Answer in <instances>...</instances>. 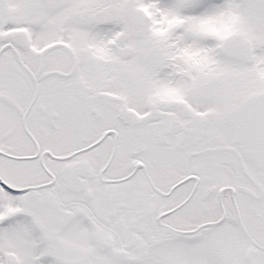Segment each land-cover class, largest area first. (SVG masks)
I'll return each instance as SVG.
<instances>
[{
  "label": "snow or ice",
  "instance_id": "snow-or-ice-1",
  "mask_svg": "<svg viewBox=\"0 0 264 264\" xmlns=\"http://www.w3.org/2000/svg\"><path fill=\"white\" fill-rule=\"evenodd\" d=\"M0 264H264V0H0Z\"/></svg>",
  "mask_w": 264,
  "mask_h": 264
}]
</instances>
